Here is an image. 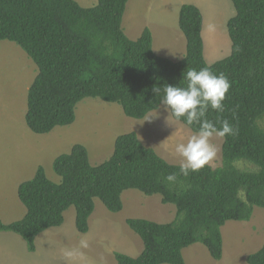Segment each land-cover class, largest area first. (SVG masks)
Returning <instances> with one entry per match:
<instances>
[{"label":"trees","instance_id":"trees-1","mask_svg":"<svg viewBox=\"0 0 264 264\" xmlns=\"http://www.w3.org/2000/svg\"><path fill=\"white\" fill-rule=\"evenodd\" d=\"M128 1L97 0L83 8L73 0H0V42L18 46L37 69L26 95V127L44 135L69 126L76 105L86 98L116 104L125 117L140 120L160 106L162 91L156 94L154 87H185L187 68L208 67L224 73L231 87L224 111L209 109L206 118L213 123L227 119L237 129L236 135L222 138L221 166L206 164L184 176L180 165L165 162L133 132L117 136L111 155L98 165H91L86 148L76 144L52 161L59 182L50 181L39 166L32 179L17 186L24 217L0 221V233L17 235L34 253L37 236L59 228L68 208L74 209L76 232L86 234L94 199L118 213L121 194L135 190L158 195L161 204L174 206L176 217L166 224L126 219L142 250L135 258L114 252L116 264H185L182 251L196 243L218 261L221 227L248 222L254 208L264 209V0H229L234 8L226 23L230 54L210 65L204 59L203 17L197 7L179 8L185 54L171 62L153 53L147 28L136 40L128 39L121 25ZM171 118L191 132L199 128ZM173 173L175 181H167ZM246 263L264 264V243Z\"/></svg>","mask_w":264,"mask_h":264},{"label":"rangeland","instance_id":"rangeland-1","mask_svg":"<svg viewBox=\"0 0 264 264\" xmlns=\"http://www.w3.org/2000/svg\"><path fill=\"white\" fill-rule=\"evenodd\" d=\"M74 1L84 8H91L97 2ZM163 3H167V10L160 7ZM184 4L195 6L202 13L206 64L227 57L230 40L226 23L234 15L229 0H145L141 4L143 9L134 18L139 21L135 25L129 20L132 12L127 6L122 17V29L128 39L134 41L147 28L152 34L153 53L177 62L185 54V39L177 25V13ZM145 9H148L147 15ZM36 74L35 65L18 46L0 42L2 224L24 217L25 208L16 197L17 186L32 179L39 166L50 181L59 182L52 171V161L68 153L76 144L86 148L91 165H98L111 155L117 136L133 132L143 146L153 149L165 162L180 165L181 157L175 153V145L186 142L193 132L174 121L161 105L143 119L135 120L125 117L116 104L86 98L76 105L73 124L56 127L48 134H33L25 125L24 114L27 90ZM210 142L217 146L218 152L207 165L218 168L221 166L222 138L214 136ZM121 201L122 210L110 213L99 200L94 199L86 234L76 232L74 209L68 208L59 228L37 236L34 253L27 252L24 241L17 235L0 233V264H116L114 252L135 258L142 250L140 239L125 225L126 219L141 218L166 224L176 217L174 206L161 204L158 195L148 197L135 190H127L121 194ZM221 239L220 260H213L206 248L196 243L182 251L185 264H247L246 257L257 252L264 243V209L254 208L248 222H226L221 227Z\"/></svg>","mask_w":264,"mask_h":264},{"label":"clouds","instance_id":"clouds-1","mask_svg":"<svg viewBox=\"0 0 264 264\" xmlns=\"http://www.w3.org/2000/svg\"><path fill=\"white\" fill-rule=\"evenodd\" d=\"M182 80L186 81L185 87L164 84L163 87H154L153 91L156 94L162 91L160 105L169 113V116L177 121L183 118L187 126L199 125L198 130L193 132L186 142L175 145V153L181 157L180 172L188 176L190 172L199 171L216 157L217 146L210 142L214 136L224 138L236 135L237 129L227 119L218 118L216 121L220 124L218 128L216 123L206 118L209 109L217 113L224 111L223 102L231 87L224 73L217 75L208 67L199 70L187 68ZM175 179L174 173L166 176L169 182Z\"/></svg>","mask_w":264,"mask_h":264},{"label":"crops","instance_id":"crops-1","mask_svg":"<svg viewBox=\"0 0 264 264\" xmlns=\"http://www.w3.org/2000/svg\"><path fill=\"white\" fill-rule=\"evenodd\" d=\"M74 1V0H73ZM144 1L145 0H129L128 1V3H127V5H126V8H127V6L128 7H130L131 8V12H132V16H131V18L129 19L130 20V22L133 24V25H135V24H137L139 21H137V20H135L134 18H135V16H137L138 15V11L140 12L142 9H143V6H141V4H143L144 3ZM76 2V1H75ZM77 3V2H76ZM97 3V2H96ZM78 4V3H77ZM79 5V4H78ZM80 6V5H79ZM182 6V5H181ZM180 6V7H181ZM82 7V6H81ZM160 7H164V10H167V3H163V4H161L160 5ZM84 8V7H83ZM125 8V9H126ZM148 11V9H145V15H147L149 12H147ZM177 15H178V13H177ZM129 29V28H128Z\"/></svg>","mask_w":264,"mask_h":264}]
</instances>
